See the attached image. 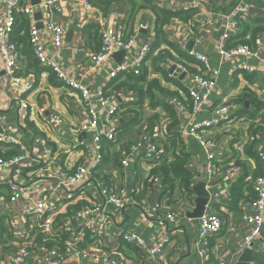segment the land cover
<instances>
[{"label":"crops","instance_id":"1","mask_svg":"<svg viewBox=\"0 0 264 264\" xmlns=\"http://www.w3.org/2000/svg\"><path fill=\"white\" fill-rule=\"evenodd\" d=\"M24 1L32 4V0ZM81 1L61 0L62 11L55 17V21L63 30L62 46L56 51L50 42H45L44 47L49 54L55 53V61L65 74L74 81L87 85L92 92H97L100 88L107 91L119 106L115 141L103 149L101 165L90 178L102 186L126 190L124 198L128 207L125 209V216L121 214L119 223L115 224V232L120 233L123 229L134 231L150 241L149 236L155 229L161 228L167 232L163 224L166 221L169 224L168 230H171L168 234L173 241L165 255L172 258L174 264L238 263L245 250L241 241L249 233V227L242 218L253 213L250 201L254 197L249 201L233 197L232 190L234 185L243 181L251 184L252 189V180L262 175L257 153L264 137V70L254 73L233 70L231 63L220 59L217 47L227 18L238 6L246 7L248 12L240 22L238 33L227 40V46H233V43L236 44L240 39L248 40L250 32H246L242 23L255 27V23L263 22L264 3L260 0H168L171 7H161L157 0H117L108 5L92 0L94 11H89L83 7ZM2 8L0 3V12ZM157 10L176 12L181 16L170 17L160 23L161 32L158 33L155 13ZM100 17L106 20L98 21ZM27 19L20 16L19 23L22 20L28 23ZM99 22H104L105 27L113 28L121 35L136 31L139 42L150 47L146 63L138 74L120 73L112 80L102 78L105 74L107 76L111 68L126 62L134 55L125 52L118 59L112 57L110 67H104L100 76L83 77L88 67L89 54L97 52L100 47ZM37 25L41 28L39 21ZM19 35L21 36V33ZM42 36L44 37V31ZM157 42L158 47L154 46ZM255 43L254 48L259 49L260 53L258 57L250 59V63L258 66L264 60V34L255 36ZM187 46L204 55L209 67L218 71L215 91L194 117L186 114L190 105V95L184 86L189 81L188 75L183 74V81L176 79L182 86L180 88L175 83L166 81L157 71L159 68L167 72L163 66L167 62L186 64L191 71L200 67L199 62L188 56L190 50H187ZM19 50L24 54L22 63L25 69L21 74L22 79L26 84H31V87L23 93L19 90L20 95L13 96L4 80L1 84L0 132L18 140V145H0V156L9 157L19 153V150L27 156L25 166L15 170L13 175L16 183L23 187L31 184L17 204L22 205L37 199L39 193L48 187L47 172L58 169L71 170L89 159L90 147L80 143L88 141L91 134L80 131L81 124L86 120V113L79 93L65 87L63 82L37 61L35 66L29 67L26 57L33 60L34 57L24 53L23 45ZM143 72L144 81L155 80L163 90L161 92L157 88L152 89L153 99L146 95L140 97L137 90L129 87L134 83L131 78H138ZM143 87H146V83ZM145 91L146 89H143V93ZM172 93L175 95L172 96ZM173 98L176 99L175 103H172ZM21 101L28 107L25 116L20 110ZM223 102L229 106L231 122L207 133L216 143V171L208 181L207 187L205 185V190H221L226 198L220 201H216L213 195L208 198L205 211L215 212L221 219L222 227L216 236L209 239L207 257L202 258L198 254L201 249L197 243L198 223L186 217V213L194 207L196 195L192 190L193 182L197 180V175L207 179L203 172L205 156L202 151L193 147L195 142L191 137L180 135L181 139L177 142L188 155L186 167L192 175L191 193H187L177 180L174 181L172 189H168L169 185L163 183L157 187L146 176L142 159L143 149L132 156L129 153L130 147L136 144L144 133L150 136L156 134L155 139L161 144L170 135L167 131L170 118L160 105L152 108V103H166L172 107L177 125L171 131L180 133L181 128L185 130L194 122L210 119L213 108ZM52 114L60 115L62 123L59 126L49 122ZM97 123L98 131H101L104 128L103 123L100 119ZM37 138L43 142H37ZM128 154L130 161L126 166H121L120 161ZM161 160L162 156L158 164ZM167 160L172 159L169 156ZM231 165L240 167L238 174H226L225 170ZM32 172H37L39 178H34ZM94 182L90 183L89 180L82 186L80 190L83 195H92ZM130 190H135L136 194L130 196ZM244 192L247 193V189H244ZM2 193L9 194L7 186L0 185V194ZM83 198L80 193L75 195V199L81 201L79 205L84 204ZM49 202L53 203L54 200ZM157 203L162 206L158 213H150L152 218L143 217V211ZM17 205L7 204L0 207V264H35L32 258H25L19 263L13 262L17 247L9 235V230L12 224H19ZM108 211L112 213L113 208L108 207ZM168 211L175 214L174 222L165 219ZM125 217L127 221L123 224ZM64 219H69L68 213L58 217V220ZM262 235L264 237V228ZM121 247L122 255L131 263L138 264L143 260L136 248L127 245ZM254 247L258 251L260 244L257 243Z\"/></svg>","mask_w":264,"mask_h":264},{"label":"built area","instance_id":"2","mask_svg":"<svg viewBox=\"0 0 264 264\" xmlns=\"http://www.w3.org/2000/svg\"><path fill=\"white\" fill-rule=\"evenodd\" d=\"M92 0H82L86 10L94 11ZM96 3H104L109 0H93ZM157 0L161 7H171L170 1ZM264 3V0H260ZM61 0H41L37 6L24 0H0L2 10L0 12V87L4 83L8 86L13 96L20 95L19 90L24 92L31 87L22 79L25 66L22 63V55L19 46L13 40L14 29L18 17L28 18V44L30 45L32 56L38 64L49 69L55 77L63 82L65 87L77 91L81 97L85 108L86 120L80 126V131L90 133L88 141L80 144H87L91 150V156L87 161L74 169H58L47 172L48 187L39 193L37 199L28 203L17 205L24 195V191L30 185L23 187L13 179L15 170L25 166L26 154L19 150V153L3 157L0 156V185L8 188L9 194H0V207L4 205H17L19 224H12L9 235L15 243L17 250L13 257L14 263H19L25 258H32L35 264H134L128 261L121 253V246L127 245L136 248L143 257L138 264H174L172 258L165 255V252L172 244V237L161 228H157L149 236L147 241L139 233L123 229L120 233L115 232V224L121 218V209L125 207L126 190H115L112 187L102 186L100 183L90 179L92 174L98 169L102 162V151L108 144L115 141L118 126L119 106L113 96L101 88L97 92H92L83 83L73 80L65 74L59 64L55 61V53H48L44 47L45 42H50L57 51L63 43V30L57 24L55 17L61 13ZM40 12L38 21L33 18L34 12ZM247 8L238 6L227 18L221 39L218 42L217 52L220 59L229 62L233 70L254 73L264 70V60L258 66L250 63V59L259 55V49L250 48L246 45H233L228 47L227 40L236 35L240 29V21L247 15ZM100 17L98 21H104ZM100 24V47L95 53H90L88 57V67L83 73V77L89 75L100 76L104 67H110L112 55L117 51L133 53V57L126 62L111 68L110 72L103 75L108 80L115 79L120 73L138 74L146 63L150 47L141 44L136 31L121 35L113 28L105 27L104 22ZM44 31V37L42 32ZM188 56L201 64L195 70H190L186 64L172 62L164 63L167 70L174 65L175 68L168 73L171 78L178 79L181 75H188L189 81L185 86L190 95V105L187 107V115L194 117L197 115L203 103L207 102L216 89L218 71L211 69L207 63V58L193 50L188 52ZM184 77L181 79L183 81ZM176 99H172L175 103ZM27 105L21 101L20 110L23 116L26 115ZM181 111V109H180ZM101 120L104 128L98 131V120ZM2 118L0 117V124ZM49 122L54 126H59L62 119L59 114H52ZM229 106L223 102L213 108L211 118L194 122L188 129L181 128L182 137H191L194 142L201 146L200 150L205 156V174L208 181L214 175L215 141L207 136V133L214 128L230 123ZM156 134H142L136 144L130 147L131 156L143 149L142 159L145 164L146 176L150 182L157 187L162 185V177L152 174V170L157 167L159 158L163 155L161 143L155 138ZM37 142H43L40 138ZM0 145L6 147H16L18 140L0 132ZM22 149V148H21ZM129 154L120 161L121 166H126L130 161ZM261 162L262 175L256 176L252 180V190L254 198L250 201L253 213L244 215L243 221L249 227L241 246L244 249H254L257 254L264 253V137L260 150L257 153ZM240 171L237 165L229 166L225 172L228 175H236ZM41 173V172H39ZM151 173V176H150ZM9 176H8V175ZM26 174V172H25ZM34 178H39L37 172L31 173ZM90 180L94 182V192L89 197L83 195L80 190L84 184ZM147 180V181H148ZM219 191H208L209 198L214 196L216 201L225 200V195ZM26 192V191H25ZM80 193L84 196L81 204L75 199V195ZM136 194L135 190H130V196ZM50 200H54L50 203ZM209 202V201H208ZM199 218L197 243L201 246L198 252L202 258L207 257V247L209 239L216 236L222 227L219 216L213 211H205ZM74 205V206H73ZM108 207L113 208V212L108 211ZM162 206L155 204L151 208L143 211V217L152 218L150 213L160 210ZM64 211V212H63ZM69 214V219L58 220L62 214ZM165 219L174 222L175 214L166 212ZM166 222V221H165ZM260 244L257 251L254 247ZM145 259V260H144ZM208 263V262H207ZM206 263V264H207ZM208 264H228L209 262Z\"/></svg>","mask_w":264,"mask_h":264},{"label":"trees","instance_id":"3","mask_svg":"<svg viewBox=\"0 0 264 264\" xmlns=\"http://www.w3.org/2000/svg\"><path fill=\"white\" fill-rule=\"evenodd\" d=\"M113 1L116 2L117 0H109V1L105 2L104 4L108 5L110 2H113ZM155 13H156V31L158 33L161 32L160 27H159L160 23H163L164 21H166L170 17H180L181 16L176 12H163V11L157 10V11H155ZM159 16H161V17H159ZM242 25L245 28L246 32H250V38L248 40L247 39H243V40L240 39L237 41L236 44L235 43H233V44L234 45H246V46H249L250 48H254L256 45L255 36H257L258 34L259 35L264 34V21L255 23L254 24L255 27H252L251 25H246L244 23H242ZM27 29H28L27 21L22 20L19 23V17H18L17 22H16V26H15V33L13 34V40L19 47L21 45H23L24 53L27 54L28 56L32 57V54H31L32 52L30 50L31 48L28 45ZM20 33H21V36L19 35ZM157 36H159V35H157ZM154 46L158 47L159 42H157ZM21 55H22V57L24 56L23 53H21ZM26 59L28 61L29 67L35 66L37 63L35 59L33 60V59H30L27 57H26ZM23 60H24V57H23ZM157 71L160 72L164 76L166 81L175 83L177 86L182 88V86L180 85L178 80L168 76L169 74H167L166 71L161 70L159 68H157ZM131 79L133 80L134 83L133 84L131 83L129 85V87L132 90H137L140 97L142 95H146L147 97L153 99V94L151 92L152 89L157 88L161 92L163 91L158 86L157 81H155V80H151L148 82L144 81V72L140 77L131 78ZM139 83H141V84H139ZM145 83H146V87L142 88V85ZM143 89H146V91L144 93H143ZM171 95L174 96L175 93H172ZM157 105H160V108L166 112V114L170 118L171 122L169 123L170 125L167 126V131L170 132L169 133L170 135L161 144L162 151L164 152L162 155L161 163L159 162L158 166L154 170H152V174L162 177V183L168 184L170 187L168 189H172L174 181L177 180V181H179L181 186L186 190L187 193H191L190 185H191V181H192V175L186 167L188 155L184 152L183 146L180 147L181 144L179 142H177L181 139L179 131H174V132L171 131L177 125V120H176L174 110L172 109L171 106H169L166 103H160V104L152 103V108H154ZM119 115H120V113H119ZM140 133H141V131H140ZM169 156L172 159L171 161L167 160ZM234 186H235V188H233V190H232L233 197H240V198H243L244 200H247V201H249L250 199H252L254 197L253 196L254 195L253 190L251 189V184L245 183L243 181V182H240L238 185H234ZM244 189L245 190L247 189V193L246 192L243 193ZM241 190H242V193H241ZM245 193H246V195H245ZM254 264H264V253H259L256 255Z\"/></svg>","mask_w":264,"mask_h":264},{"label":"water","instance_id":"4","mask_svg":"<svg viewBox=\"0 0 264 264\" xmlns=\"http://www.w3.org/2000/svg\"><path fill=\"white\" fill-rule=\"evenodd\" d=\"M39 0H32V5H37L39 4ZM35 19L41 17L40 12H37L34 14ZM187 50H191L190 46H187ZM125 54V51H119L118 53H114L112 55L113 58H119L122 55ZM175 66L172 65L169 69H168V73H171L174 70ZM183 75H181L179 77V79H182ZM193 147L195 149H197V151H200L199 145L195 142L193 144ZM205 165L203 166V172H205L204 170ZM205 185H206V180L205 178H201L200 176L197 175V180H195L193 182L192 185V190L195 193L196 197L194 199V207L191 211L186 213V217L190 220H193L196 224L199 222V218L203 215L204 213V208L205 205L208 202V198H209V193L205 190ZM128 206H125L121 209V214L123 216H125V209H127ZM127 221L126 217L124 219V222H122L123 224ZM122 224V225H123ZM163 224L165 225L166 229L168 230V222H163ZM185 233V231H184ZM257 252L254 249H245L242 253V255L240 256L238 263L236 264H251L255 261ZM185 257V256H184ZM181 260V259H180ZM179 260V262H180ZM178 262V263H179Z\"/></svg>","mask_w":264,"mask_h":264}]
</instances>
